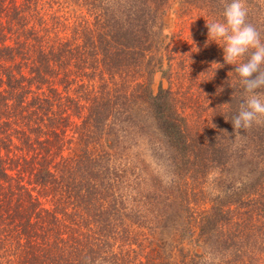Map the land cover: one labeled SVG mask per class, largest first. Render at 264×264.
Instances as JSON below:
<instances>
[{"label":"trees","instance_id":"obj_1","mask_svg":"<svg viewBox=\"0 0 264 264\" xmlns=\"http://www.w3.org/2000/svg\"><path fill=\"white\" fill-rule=\"evenodd\" d=\"M226 2L0 0V264H264V119L233 128L206 27Z\"/></svg>","mask_w":264,"mask_h":264},{"label":"clouds","instance_id":"obj_2","mask_svg":"<svg viewBox=\"0 0 264 264\" xmlns=\"http://www.w3.org/2000/svg\"><path fill=\"white\" fill-rule=\"evenodd\" d=\"M222 15V21H206L208 39L222 47L224 63L235 65L231 72L237 74L244 96L231 123L235 130L247 129L264 119V95L259 91L264 89V40L247 21L245 0H227Z\"/></svg>","mask_w":264,"mask_h":264},{"label":"rangeland","instance_id":"obj_3","mask_svg":"<svg viewBox=\"0 0 264 264\" xmlns=\"http://www.w3.org/2000/svg\"><path fill=\"white\" fill-rule=\"evenodd\" d=\"M178 5H173L172 9L166 14L163 20L162 29L164 32H168L176 26L179 19L177 16Z\"/></svg>","mask_w":264,"mask_h":264}]
</instances>
